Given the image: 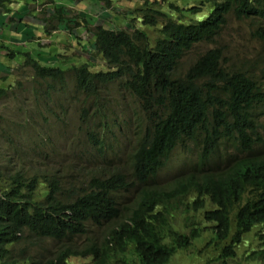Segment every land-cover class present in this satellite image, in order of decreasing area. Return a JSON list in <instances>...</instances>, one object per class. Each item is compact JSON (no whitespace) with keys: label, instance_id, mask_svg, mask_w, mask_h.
Segmentation results:
<instances>
[{"label":"trees","instance_id":"obj_1","mask_svg":"<svg viewBox=\"0 0 264 264\" xmlns=\"http://www.w3.org/2000/svg\"><path fill=\"white\" fill-rule=\"evenodd\" d=\"M13 1L17 0H0V31L8 33L4 38V32H0V60L7 64H0L4 71L0 74L18 75V81L15 86L0 88V100L13 89H20L23 77H35L40 82L31 94L38 107L67 88L73 99H83L79 113L81 123L88 128L77 138L83 151L73 155L68 172L48 163L44 167L49 170H36L41 155L49 158L56 154L51 135L54 131L43 127L39 139L30 136L33 151L22 166L16 167L8 160L9 167L0 169V264H71L78 257L89 259L87 264H170L197 242L202 244L205 234L213 237L196 249L201 255L193 256L197 261L229 264L242 246L244 263L264 264V159L245 157L232 168L212 174L203 168L214 134L228 131L229 119L239 126L245 124V111L252 103L264 107L261 84L253 81L251 69L225 64L224 50L219 46V35L228 17L240 21L258 16L264 13L258 10L264 7V0H189L186 5L177 0H142L137 9L124 15L130 22L122 29L105 28L100 15L95 31L80 40L89 39L82 54L89 59L100 56L107 69L104 72L92 71L87 62L80 67L74 63L63 67L58 54L54 58L18 53L15 48L26 47L24 42L31 39L38 46V38L48 34V21H55L58 28L79 39L81 25L77 19L85 18L80 11L71 17V7L63 0H30L21 9L11 8ZM36 4L41 12L31 8ZM104 7L112 8L110 0ZM135 22L143 30L136 29ZM26 28L36 31L31 39H24ZM198 45L206 47L199 54L194 52ZM72 53L81 56L75 49ZM19 54L26 58L25 67L13 74ZM191 54L196 57L184 68V60ZM44 58L52 66L41 64ZM26 67L33 71L29 78L24 74ZM69 72L71 83L66 77ZM110 101L124 112L125 103L130 104L129 125L137 138L145 132L142 129L151 127L163 129L171 138V145L162 151L144 150L131 157L132 175L139 184H133L135 203L125 209L126 213L118 212L117 207L120 196L131 189L127 178L122 180L120 174L105 177L98 169L99 158L105 154L102 147L128 130L127 124L117 133ZM52 112L44 104L43 120ZM55 115L58 123L68 122L64 105L58 106ZM27 116L21 122L0 117V123L7 122L4 136L12 150L26 145L23 136L35 118L31 111L33 120L29 122ZM186 144L199 151V166L203 169L194 178L178 181L162 198L163 193L151 186L148 176L160 171L162 161L178 145ZM85 166L92 170L85 172ZM89 217L107 224L115 222L114 234L121 240L110 244L82 238ZM41 238L59 245L47 250ZM78 241H84V245H77ZM32 247L42 253L26 258L25 253ZM210 253L215 255L209 257Z\"/></svg>","mask_w":264,"mask_h":264},{"label":"rangeland","instance_id":"obj_2","mask_svg":"<svg viewBox=\"0 0 264 264\" xmlns=\"http://www.w3.org/2000/svg\"><path fill=\"white\" fill-rule=\"evenodd\" d=\"M25 1L27 4L31 2L30 0ZM187 1L189 0H177V2H181L183 5H186L187 3L185 2ZM141 2L142 0H110L112 8L107 9L104 7L106 0H103L100 3L97 0H85L83 2L80 1L79 3L77 1L63 0V3L68 4L66 5L67 7H71V17L75 18L80 11L82 12L83 18H85V20L80 18L77 19L81 25L78 29L79 39L76 40L68 30H63L62 27L58 28V24L55 21H48V32H46L48 34L41 35L40 38H38V40H40L37 43L38 46L34 43L33 39H31V37L35 36L36 31L26 28L23 30L25 32L24 39L31 40L27 43L24 42L26 47L22 48L21 46H18L15 49L18 53H29L34 54L35 56L51 55L56 58L55 55L58 54L61 56L58 59H60L63 63V67H68L73 63L76 67H80L84 62H87L91 65L92 71L104 72L107 69L100 56H97V58L91 57L89 59L88 55H84V53L82 54V52H85V49L88 48L89 39L86 40L84 38L80 40V38L95 31V26L100 24L98 18L100 15L103 16V25L105 28L122 29L123 26L128 25L130 22V20L125 19L124 15L126 13L128 14V11L137 9ZM9 6L13 9H21L24 6V1H13ZM31 8H34L35 12H41V6L38 4L31 6ZM39 15L42 17L41 13H39ZM134 25L136 26V29L143 30L139 22H135ZM74 28L76 29V26ZM0 32H4V38L7 37V31ZM146 32L151 34L150 31ZM41 40L44 41V44L50 45V47L44 46V44L41 43ZM90 40H92L91 35ZM262 40H264V17L257 16L243 21H237L234 17H228L227 24L223 28L219 37V46H221L224 50L225 64H229L231 66L233 64L247 65L246 68L254 67L256 65L258 74L262 75L260 73V70L264 68V44L262 43ZM205 48L206 47L204 45H198L197 48L194 49V52L199 54V52L205 50ZM74 49L81 56L73 54L72 51ZM67 54L68 56H64ZM194 57L196 56H192V54L191 56L188 55V57L184 60V62H186V66H184V68L189 67L188 63L192 62ZM25 60L26 58L22 54H19V56L16 57L14 60L16 67L14 66L15 68L13 67L12 69L13 74H19L23 71L25 67ZM41 60V64L52 66V63L50 62L45 63V58ZM257 61H259L258 65ZM0 64L4 66L7 65L2 60H0ZM0 72H4L3 69ZM25 73L28 74L26 77L29 78L33 74V71L29 67H26L24 74ZM17 77L18 75H12L11 77L6 76L5 74H0V78L7 79L5 81L0 80V88H7L10 85L15 86L18 81ZM66 77L68 78V82L71 83L72 74L69 72L66 74ZM19 79H21L20 75ZM262 80L263 84L260 85V88H262L261 99L264 100V72ZM21 81L20 89H13L8 97L0 100V117L3 116L4 119L10 118L15 121L20 120L21 122L24 121L26 115H28L27 119H29L30 122L33 120V117L29 116L31 111L35 115V118L31 123L33 126L28 130V133L23 136L25 138L24 141L26 142L24 149L17 148V150H12L6 136H4L7 122L2 121V123H0V169L4 170L5 167H9L8 160H12L16 167L22 166L23 160L30 152L33 151L32 145L34 141L29 140L30 136L34 135L35 138L39 139V135L42 134L41 127H43L44 130L51 129L54 131L51 135L53 137L52 145L56 150V154L50 155L49 158H44V155H41L38 159L39 164H36V170L40 171L43 168H47V170H49V167H44V163H48L50 166H55L57 169L63 170V172H68L73 163V155H80L83 151L82 143L78 142L77 138L81 137L88 128L87 124L81 123L79 119L80 115L78 113V104L73 100L72 93H70V91L66 88L65 91H60V93L56 96L44 100L42 108H40L38 107V104L34 102L33 95L31 94V92L36 91L35 89L38 88L37 83L40 82V80L35 79V77L32 80H26L23 77ZM82 100L83 99L80 98V101ZM44 104L53 111L52 115L45 116L46 120H43ZM125 104L127 106V112L131 113L130 108H128L130 104ZM59 105L65 106V110L68 114L67 123H58V118L55 115V112L57 111ZM19 107L22 108L21 112ZM24 111L27 112L25 113ZM134 118L136 119V117ZM250 125L252 131L246 130L244 137H239L240 142L237 146L233 144L231 140H228L225 144H220L218 146V157L210 163V167L213 170H223L230 167L240 158L249 156V154L246 153L248 147L254 146V156L264 155V107L256 110V114L252 118ZM133 144L134 142L132 141V145ZM185 156L190 157L192 154L185 151L182 155H180V157ZM177 161L178 155L174 158L173 163L161 172L166 181L169 180L170 177L177 171ZM85 168V172L87 173L92 170L90 166H85ZM25 171H28V169ZM121 197V201H123L127 207H131L135 203V197L130 196L128 193H123ZM212 237L213 236L210 234H205L202 244L197 242L194 248L177 255L172 259L170 264H202L201 261H197L193 258V256L199 257L196 249L201 248L202 245L204 246L206 243H209ZM21 248L22 247L19 246L18 251H20ZM244 249L245 248L242 246L238 248L237 257L233 260H229V264H246L244 263ZM35 253L41 254V249L32 247L25 253V256L27 258ZM208 255L209 257H213L215 253H210ZM88 262L89 260L77 258L71 260V264H87Z\"/></svg>","mask_w":264,"mask_h":264},{"label":"clouds","instance_id":"obj_3","mask_svg":"<svg viewBox=\"0 0 264 264\" xmlns=\"http://www.w3.org/2000/svg\"><path fill=\"white\" fill-rule=\"evenodd\" d=\"M23 1L25 4L26 1L25 0ZM152 1H158V0H152ZM258 10H261L264 12V7L258 8ZM128 12H132V11H128ZM258 16L264 17V13L258 14ZM243 20L245 19H241L240 21H243ZM262 43L264 44V40H262ZM258 62L259 61H257V65H258ZM250 69L253 74V81H259L258 85L263 84L262 78H263L264 68L260 70V73L262 75L258 74V71L256 70V65L254 67H250ZM73 100L80 107V103L82 102L81 101L78 102L75 99ZM109 105L112 109H114L115 114H116V122L118 123L117 133L123 130L127 124H128V130L125 132H122L120 135L117 134V139L115 141H109L106 143V145H104V147H102L105 154L99 158L100 167L98 169L103 171L105 177H108L113 174H120L122 180L124 178H127V181L131 185V189L127 193L130 196H133V193H134L133 184L134 183L139 184V182L132 175L131 157H134L137 153L142 152L144 150L162 151L166 149L169 145H171V138L169 134H167L163 129L152 128V127L151 129H142L145 132H140L139 133L140 138H137L136 137L137 134H136L134 127L129 125L131 115H132V110H131V113L124 112L123 110L120 111L114 107V105L112 104V101H110ZM257 109H260L259 104L256 105L255 103H252L251 107L245 111V119H246L245 124H243L242 126H239L236 124L237 122L235 120L229 119V127H228L229 130L228 131L219 130L214 134V139H213L211 150L209 154L206 156L205 165L203 166V168H206V170L209 171V174H212L213 172L226 171L232 168L238 161L244 159V158H240L235 163H233L230 167L225 168L223 170H217V169L213 170L210 167V163L215 158L218 157V146L220 144H225L228 140H231L233 144L237 146V144L240 142V138L244 137V134H242V128H244V133L246 130L252 131L250 124L252 122V118L256 114ZM78 113H79V109H78ZM79 119L81 121V115ZM104 122H106L105 119H104ZM106 125H107V122H106ZM102 135L103 134L101 132L100 137H103ZM138 140L141 141L140 146L138 145ZM132 141L134 142L133 145H132ZM253 147L254 146L247 148L246 153L249 154V156L247 157H255L256 159H264V155L262 156L253 155L255 151ZM185 151H188L189 153H191L192 156L180 157V155H182ZM198 152L199 151L196 148H194L191 144H186L185 146L178 145L174 149V151L171 153V155L162 161L161 167L159 168L160 171L158 173H150V175L148 176V182L151 184L152 187L158 188L163 193L162 198L169 195L170 188L177 186L175 184L178 181L186 180L188 178H194L196 173L200 169H203V168H200L199 166ZM177 155H178L177 171L175 172V174H173L170 177L169 180L166 181V179L161 174V172L167 169L169 165L173 163L174 158ZM126 208L128 209V207L125 205L123 201H121L120 206L117 207L118 212H125V213H126L125 211ZM95 219L96 218L89 217V221L86 222L85 227L83 228L85 235L82 236V238H85V239L95 238V239H98L100 241L107 242L110 244L113 241L121 240V238H117L116 235L114 234V230L116 228L115 222H111L107 224V223L101 222L99 219L98 221H95ZM41 241L43 242L47 250L59 245L58 242L52 241L50 239L41 238ZM77 245L79 246L84 245V241H78ZM41 253H42V250H41ZM77 259H81V258L78 257ZM84 260H89V259H84Z\"/></svg>","mask_w":264,"mask_h":264},{"label":"bare ground","instance_id":"obj_4","mask_svg":"<svg viewBox=\"0 0 264 264\" xmlns=\"http://www.w3.org/2000/svg\"><path fill=\"white\" fill-rule=\"evenodd\" d=\"M217 174H219V173H217Z\"/></svg>","mask_w":264,"mask_h":264}]
</instances>
